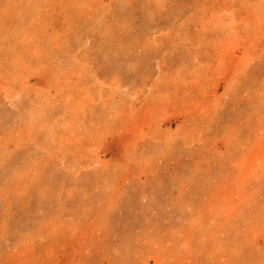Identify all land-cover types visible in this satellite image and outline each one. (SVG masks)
<instances>
[{
    "label": "rangeland",
    "instance_id": "1",
    "mask_svg": "<svg viewBox=\"0 0 264 264\" xmlns=\"http://www.w3.org/2000/svg\"><path fill=\"white\" fill-rule=\"evenodd\" d=\"M0 264H264V0H0Z\"/></svg>",
    "mask_w": 264,
    "mask_h": 264
}]
</instances>
